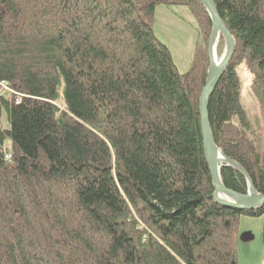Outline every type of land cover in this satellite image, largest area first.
<instances>
[{"label":"trees","instance_id":"16d2710c","mask_svg":"<svg viewBox=\"0 0 264 264\" xmlns=\"http://www.w3.org/2000/svg\"><path fill=\"white\" fill-rule=\"evenodd\" d=\"M214 2L236 39L210 98L215 142L264 194L238 71L264 115V0ZM160 5L198 25L186 73L154 31ZM211 27L198 0H0V264H239L240 218L264 207L213 199L199 113ZM221 176L246 193L239 171Z\"/></svg>","mask_w":264,"mask_h":264},{"label":"rangeland","instance_id":"374dc122","mask_svg":"<svg viewBox=\"0 0 264 264\" xmlns=\"http://www.w3.org/2000/svg\"><path fill=\"white\" fill-rule=\"evenodd\" d=\"M156 35L170 49L180 72L186 73L191 65L194 50L199 40L198 25L187 7L160 5L154 20ZM225 48L219 42L218 57ZM241 79L242 104L253 124L255 133L264 137V115L253 93L252 75L244 66L238 68ZM262 139V140H261ZM237 253L239 264H264V216L243 215L239 221Z\"/></svg>","mask_w":264,"mask_h":264},{"label":"water","instance_id":"95a60500","mask_svg":"<svg viewBox=\"0 0 264 264\" xmlns=\"http://www.w3.org/2000/svg\"><path fill=\"white\" fill-rule=\"evenodd\" d=\"M207 11L212 27L208 41L209 69L205 85L199 97V113L204 143V154L214 187L213 199L220 205L243 211L258 210L264 207V194L258 192L249 173L238 162L225 155L216 144L210 122L209 104L215 88L225 73L236 50V39L222 19L214 0H198ZM220 39L224 40L225 48L218 57ZM223 167H231L239 171L246 180L247 191L240 193L226 187L221 176Z\"/></svg>","mask_w":264,"mask_h":264},{"label":"bare ground","instance_id":"6f19581e","mask_svg":"<svg viewBox=\"0 0 264 264\" xmlns=\"http://www.w3.org/2000/svg\"><path fill=\"white\" fill-rule=\"evenodd\" d=\"M3 90H4V93H11L12 92V90L11 89H9V88H3Z\"/></svg>","mask_w":264,"mask_h":264},{"label":"built area","instance_id":"2783aa9c","mask_svg":"<svg viewBox=\"0 0 264 264\" xmlns=\"http://www.w3.org/2000/svg\"><path fill=\"white\" fill-rule=\"evenodd\" d=\"M2 87L3 88H8L7 84H5V83L2 84Z\"/></svg>","mask_w":264,"mask_h":264}]
</instances>
